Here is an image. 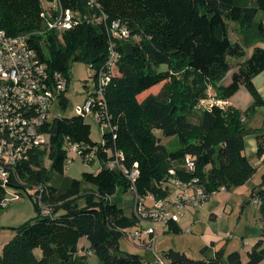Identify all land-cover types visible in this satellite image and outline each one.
<instances>
[{
  "label": "trees",
  "instance_id": "1",
  "mask_svg": "<svg viewBox=\"0 0 264 264\" xmlns=\"http://www.w3.org/2000/svg\"><path fill=\"white\" fill-rule=\"evenodd\" d=\"M44 1H57L62 8L80 14L79 22L64 31L62 38L46 25ZM98 2L100 7L93 8L88 0H0V27L12 36L29 35L28 42L48 62L50 71L68 76L76 61L100 67L107 60L109 32L104 22L91 20L93 14L105 13L108 23L120 18L131 29L130 37L116 40L119 74L105 90L114 128L104 131L103 144L91 138V125L81 115L56 116L48 122L50 150H34L30 161L18 168L17 177L10 179L9 187L19 186L33 197L31 190L43 184V201L51 212L42 214L33 198L38 215L13 227V237L0 250V264H89L92 253L99 264H149L143 255L121 248V239L140 223L134 212L126 214L113 200L118 190L132 192V183L123 170L107 166L111 151L123 152L126 168L137 164L135 187L142 197L171 192L159 185L171 167L187 178L181 167L187 155L195 157L194 174L206 191L244 184L256 173L246 154L245 136L251 131L258 142L257 155L264 154V127L247 126L249 114L264 106L254 83L264 71V47L256 45L249 58L237 60L231 82L223 83L234 68L229 58L246 54L243 45L232 40L229 22H236L249 36L256 30L255 38L264 40V0ZM260 11L263 18L257 21ZM162 82L158 93L145 95ZM242 85L254 99L248 108L213 104L199 111L198 122L191 119L203 99L228 100ZM60 104L67 108L68 99L63 97ZM65 136L98 146L100 167L83 172L82 179L62 177L67 159ZM165 137L175 138L179 146L169 149L162 141ZM47 154L52 161L49 167L45 166ZM7 191L0 182V210L6 205ZM252 197L259 202L264 222V186ZM168 231L181 233L182 227L170 221ZM84 237L89 247L81 254L79 242ZM36 248L42 250L41 258ZM248 256L244 263L238 250L226 255L219 249L212 257L200 259L173 248L162 252L166 264H264L262 239Z\"/></svg>",
  "mask_w": 264,
  "mask_h": 264
},
{
  "label": "built area",
  "instance_id": "2",
  "mask_svg": "<svg viewBox=\"0 0 264 264\" xmlns=\"http://www.w3.org/2000/svg\"><path fill=\"white\" fill-rule=\"evenodd\" d=\"M89 6L100 7L98 0H88ZM42 16L49 29L62 33L80 20V14L71 9L62 8L57 1L43 3ZM93 21L104 22L110 36L109 53L103 66L93 67L92 83H87L85 100L78 105L76 114L83 117L93 116L107 129H113L112 114L109 112L105 90L114 75H117L120 54L116 49L119 39L131 35L129 25L122 19L107 22L105 13L92 15ZM29 35H9L0 27V182L8 188L4 204L20 196L11 193L9 181L17 177L18 168L30 161L34 150L51 148V133L45 130L48 122L54 118L52 107L56 100L66 97L69 89L70 75L62 72H51L49 64L28 42ZM210 104L222 105V100L209 97ZM105 144V141H103ZM63 147L67 150L66 166L74 163L77 156L90 164L97 158L98 146L89 142L74 141L65 136ZM124 154L121 150L111 151L107 166L123 170L131 181V191L135 195V216L139 227L127 233L135 241L145 243L154 253L159 264H166L156 250L157 236L160 227L169 229V222H179L185 214L186 205H201L217 191L208 192L200 183L199 176L194 174L196 163L193 155H187L181 167L187 178L176 167H171L159 185L169 187L170 193L157 197L151 194L142 197L137 194L135 181L139 175L137 164L132 169L125 167ZM49 154L45 157V166L51 165ZM13 189H19V186ZM224 190V188H222ZM45 187L43 184L33 188V198L41 206L42 214H50V207L43 201ZM11 195V197L9 196ZM257 203V199H255ZM190 230V229H189ZM230 236V233H227Z\"/></svg>",
  "mask_w": 264,
  "mask_h": 264
},
{
  "label": "rangeland",
  "instance_id": "3",
  "mask_svg": "<svg viewBox=\"0 0 264 264\" xmlns=\"http://www.w3.org/2000/svg\"><path fill=\"white\" fill-rule=\"evenodd\" d=\"M263 18V12L260 11L257 15V21ZM230 34L233 41L240 42L245 48L246 54L242 58L230 57V62H233L234 68L229 73L232 74L236 70L238 61H243L249 58L256 45L264 47V40L255 38L257 35L256 30L254 34L246 35L240 29L236 22H229ZM238 60V61H237ZM165 68V67H162ZM93 70L90 64L85 61H76L73 63L70 69V84L69 89L66 92V98L68 99L67 108H63L59 100H56L52 107V113L56 116H71L76 114L75 108L78 105H82L85 100V89L87 83H92ZM264 74L259 76L257 81L259 82V88L264 95ZM163 85V82L158 84L157 87L150 89L145 95L149 93H158ZM245 91H248L244 88ZM213 93V90L210 92ZM241 100H244L242 95ZM142 100V97H138ZM209 98L203 99L198 112H196L191 119L194 122L199 120V111L209 107ZM224 105V104H223ZM226 106V105H225ZM86 122L91 125V138L96 142L103 141V134L105 128L93 117H86ZM247 126L251 129L264 127V107L257 108L256 112L249 114ZM163 143L168 144L169 149H174L179 146L178 140L173 137L162 138ZM246 142V154L247 156L256 163V173L244 184L235 186L230 190H219L207 201L201 205L187 206L185 209V217L181 222L185 225L187 221L193 216L196 219V224L193 225L192 231L186 229L182 230L181 233L175 232H159L156 241V250L162 257V252L173 248L178 251L185 252L188 256L200 259L205 257H212L215 254V249L209 246L206 253L202 252V248L205 246V242L202 240L201 232L209 226L212 231L219 234L220 237L224 238V234L227 231L232 233V237L221 242L222 248H224L226 255L236 249L242 248V238L237 232L243 231L245 237H250L248 233L249 229L243 227L247 224H257L258 230L264 229L262 220L260 218L259 202H255V198L252 197L253 192H257L261 186H264V157L259 160L257 155V143L254 131H251L245 136ZM100 167V161L95 159L90 164H87L82 157L77 156L73 164L65 167L62 177L68 179H82V174L85 171H95ZM24 183V181H22ZM26 185V184H25ZM29 188V187H28ZM18 192L19 197L11 199L5 207L0 210V250L2 246L8 242L14 235L15 231L13 227L19 226L27 220L38 215L36 210L33 197L29 193L23 191L22 188L12 189L11 193ZM22 192V194L20 193ZM33 193V192H31ZM11 197V195H9ZM229 196V198H228ZM135 195L133 192H125L118 190L113 196V200L116 201L122 208H124L126 214L131 215L134 209ZM226 208V211L223 209ZM213 209L217 211L219 216L217 220L211 217ZM212 210V211H211ZM193 212V213H192ZM238 226V227H237ZM241 226V228H240ZM131 229L130 231H132ZM264 233V231H263ZM124 236L121 239L120 245L124 251L128 252H143L139 244ZM88 245V244H86ZM85 245H81V254L85 252ZM89 246V245H88ZM87 248V247H86ZM89 264H99V258L94 253L89 254ZM146 256L149 258V264H159L153 252H147Z\"/></svg>",
  "mask_w": 264,
  "mask_h": 264
},
{
  "label": "crops",
  "instance_id": "4",
  "mask_svg": "<svg viewBox=\"0 0 264 264\" xmlns=\"http://www.w3.org/2000/svg\"><path fill=\"white\" fill-rule=\"evenodd\" d=\"M231 72V71H230ZM229 72V73H230ZM229 73H228V75L224 78V80H223V83L225 84V85H227V84H229L230 82H231V79H232V74L230 75V78H229ZM233 73V72H232ZM117 74H119V71H118V73ZM264 74V71L263 72H261L259 75H257L255 78H254V83H255V85H256V87L258 88V90L261 92V90H260V88H259V82L257 81V79L259 78V76H261V75H263ZM263 81H264V79H263ZM244 88H246L245 86H241L240 87V89L238 90V92H236L232 97H230L228 100H222V105L223 106H228V105H232V106H235V107H237V108H239V109H242V110H245L246 108H248L252 103H253V101H254V99H253V96L251 95V93L249 92V91H245L244 90ZM247 89V88H246ZM261 94H262V96L264 97V95H263V93L261 92ZM242 95V97L244 98V100H241V96ZM146 97V96H145ZM144 97V98H145ZM143 98V99H144ZM262 108L264 107V106H261ZM206 108H208V107H206ZM258 108H260V107H258ZM169 138V137H168ZM256 143H257V149H258V142H257V140H256ZM263 157H264V154L261 156V157H259L258 156V158H259V160H262L263 159ZM251 160V159H250ZM251 162H252V164L256 167V163L254 162V161H252L251 160ZM223 190V189H222ZM225 190V189H224ZM228 198H229V196H228ZM187 206H192V205H186L185 206V209H186V207ZM193 207V206H192ZM226 208L227 207H224L223 209L226 211ZM184 209V210H185ZM212 211V210H211ZM217 211H219V210H216V209H213V211H212V213H211V217H213L215 220H217L218 218H219V216L220 215H222L223 213V211L219 214ZM193 213V212H192ZM185 217V214H184V216L181 218V220L183 219ZM260 218H261V220H262V224H263V226H264V222H263V219H262V216H261V213H260ZM181 220L178 222L179 223V225L182 227V230H184V229H186V230H188V231H192V227H193V225L194 224H196V219H195V217L193 216L192 218H190L188 221H187V223L184 225L182 222H181ZM243 227H246V228H248L249 229V231H248V233H250V237H248V238H246L245 237V234H244V232L243 231H241V232H237V233H239V235L241 236V238H242V248L241 249H236V250H238V251H240V253H241V258H242V261L244 262V263H246L248 260H249V256H248V253H249V251L252 249V247L256 244V242L258 241V240H260V239H262L263 241H264V233H263V231H264V229H259L258 230V228H257V224H247V223H245L244 225H242ZM207 228L205 229V230H203V232H201V237H202V240L205 242V246H212L214 249H215V251L216 250H219V249H224V248H222L223 247V245L221 246L220 244H221V242L220 241H222V240H227L226 242H228L229 241V239L232 237V233L230 232V231H227L225 234H224V238H222V237H220L219 236V234H217L216 232H214V231H212V229H211V227H209V226H206ZM238 227V226H237ZM240 228H241V226H240ZM190 229V230H189ZM168 232V230H163L161 227H160V230H159V232ZM227 233H230V236H227ZM224 241H222V243H223ZM86 244H88L89 245V242H88V240L84 237V238H82L81 240H80V242H79V248H80V252H81V245L83 246V245H85L84 247L86 248V247H89L88 245H86ZM136 244H139V246L141 247V249H142V251L143 252H137V253H139V254H141V255H143L145 258H146V260H147V262L148 263H150V260H149V258L146 256V253L147 252H150V249H149V247L147 246V244L145 243V240H143V241H141V242H139V243H136ZM204 246V247H205ZM152 252V251H151ZM35 253H36V255L39 257V258H41L42 257V250L40 249V248H36V250H35Z\"/></svg>",
  "mask_w": 264,
  "mask_h": 264
}]
</instances>
